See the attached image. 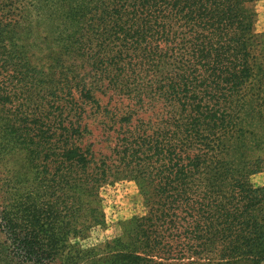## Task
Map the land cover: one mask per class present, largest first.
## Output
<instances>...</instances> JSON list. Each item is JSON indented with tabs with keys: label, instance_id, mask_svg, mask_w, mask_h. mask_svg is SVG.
Masks as SVG:
<instances>
[{
	"label": "trees",
	"instance_id": "1",
	"mask_svg": "<svg viewBox=\"0 0 264 264\" xmlns=\"http://www.w3.org/2000/svg\"><path fill=\"white\" fill-rule=\"evenodd\" d=\"M256 1L0 0L5 264L264 261V187L249 180L264 169ZM89 120L116 133L109 156ZM122 180L144 214L83 246L107 228L101 191Z\"/></svg>",
	"mask_w": 264,
	"mask_h": 264
},
{
	"label": "rangeland",
	"instance_id": "2",
	"mask_svg": "<svg viewBox=\"0 0 264 264\" xmlns=\"http://www.w3.org/2000/svg\"><path fill=\"white\" fill-rule=\"evenodd\" d=\"M255 11L257 13L255 31L256 33H264V0H257L255 3ZM96 98H99L101 104L107 103L109 95L102 96L101 94H96ZM125 102V100L123 99ZM110 106H115L120 109L125 106V104L113 97V101ZM151 114L150 110L139 111L132 121V124H136L137 116L142 119H147ZM131 124V125H132ZM88 131L90 135L86 137L89 142L93 143V151L100 155L109 156L116 143V133L108 131L98 122L91 123L89 120ZM262 160H264V151L258 153ZM4 172H0V178L3 177ZM249 180L254 187H264V169L259 172L249 175ZM101 196L103 198L104 213L106 216L107 228L105 230L97 229L92 231L89 237L82 243L83 246H90L100 244L105 240H109L113 237L120 235L119 224L121 221L127 220L134 215L144 214V207L142 205L141 197L137 191L134 182L130 180H122L114 183L111 186H106L101 191ZM3 195L0 194V202H2ZM4 233L0 230V264H5L2 259L1 254H6L7 244ZM8 260V259H7ZM56 264H60L57 262ZM244 264V263H239ZM260 264H264V261Z\"/></svg>",
	"mask_w": 264,
	"mask_h": 264
}]
</instances>
